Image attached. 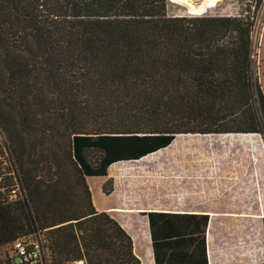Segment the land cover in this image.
Segmentation results:
<instances>
[{
	"label": "trees",
	"instance_id": "1",
	"mask_svg": "<svg viewBox=\"0 0 264 264\" xmlns=\"http://www.w3.org/2000/svg\"><path fill=\"white\" fill-rule=\"evenodd\" d=\"M261 5L256 0L255 10ZM169 6L0 0V128L23 190L16 202L0 201V248L41 230L51 264H141L130 235L96 210L94 178L182 134L264 136V92L256 84L255 98L252 84L251 10L186 16L171 15ZM47 153L73 166L82 197L76 206L44 196L38 165H51Z\"/></svg>",
	"mask_w": 264,
	"mask_h": 264
},
{
	"label": "crops",
	"instance_id": "2",
	"mask_svg": "<svg viewBox=\"0 0 264 264\" xmlns=\"http://www.w3.org/2000/svg\"><path fill=\"white\" fill-rule=\"evenodd\" d=\"M136 161H123L134 169L125 167L120 178L109 170L108 177H99L103 180L100 202L94 205L130 235L141 264H264V208L253 187L244 185L250 177L257 178L250 165L226 164L223 170L229 174L217 190L210 179L198 185L192 174L182 175L183 180L131 178L142 175L139 164L149 163ZM109 179L113 186L106 195L103 185ZM249 195L248 209H244L242 202ZM181 203L202 205L190 208ZM118 208L124 212H112Z\"/></svg>",
	"mask_w": 264,
	"mask_h": 264
},
{
	"label": "rangeland",
	"instance_id": "3",
	"mask_svg": "<svg viewBox=\"0 0 264 264\" xmlns=\"http://www.w3.org/2000/svg\"><path fill=\"white\" fill-rule=\"evenodd\" d=\"M169 3V13L171 15L234 17L245 13V10H251V15L255 18L252 34V38L254 37L253 54L251 55L252 84L255 98L257 97L256 84L264 92V0H262V5L258 11L255 10L256 0H220L214 5L196 1L188 2L186 0H169ZM249 6H251L250 9ZM4 138L8 140V133L4 134ZM26 156H28L27 161L30 166L36 167L34 156H30L29 153ZM65 157L61 155L53 156L47 153V159L51 161V165L47 162L38 165V179L41 178L44 182L43 188L48 191L47 195H44L47 200L48 197H54L61 204L76 206L82 198L81 192L75 183L73 166ZM143 162L149 163L142 164L143 166L138 165L137 168L143 170L142 175H132L131 178H177L183 180L182 175L192 174V178L196 180L198 185H204L205 178L206 181L210 179L211 186L217 190L222 185L224 176L229 174L223 170L226 164L238 163L244 168L250 165L259 180V185H257V178L252 181L251 177L244 185L248 184L249 189L253 187L254 192L256 191L260 198V200L258 199L259 206L261 209L264 208V136L260 134H182L176 136L169 147L136 161L135 164ZM125 167H127V170L134 169L131 163L120 162L114 164L109 173L120 178L126 170ZM191 167L193 169L188 171V168ZM209 173L211 178L208 177ZM244 173L246 175L247 171L245 170ZM109 180L112 181V184H108L107 188L111 189L113 179ZM93 181L94 192L100 196L99 188L103 180L102 178H94ZM55 183L58 186H53ZM258 195H255L254 199H257ZM220 198L221 196L218 195V200ZM248 198L251 199V196L245 197L242 202L244 209H248ZM201 202L203 204V200ZM202 204L181 203L180 206L192 208ZM120 210L124 212L123 209ZM55 217L58 216L55 215Z\"/></svg>",
	"mask_w": 264,
	"mask_h": 264
},
{
	"label": "built area",
	"instance_id": "4",
	"mask_svg": "<svg viewBox=\"0 0 264 264\" xmlns=\"http://www.w3.org/2000/svg\"><path fill=\"white\" fill-rule=\"evenodd\" d=\"M22 192L16 161L0 128V201L16 202ZM0 264H51L45 232L38 230L25 233L2 246Z\"/></svg>",
	"mask_w": 264,
	"mask_h": 264
},
{
	"label": "bare ground",
	"instance_id": "5",
	"mask_svg": "<svg viewBox=\"0 0 264 264\" xmlns=\"http://www.w3.org/2000/svg\"><path fill=\"white\" fill-rule=\"evenodd\" d=\"M186 1H196L198 3H205V4H211V5H214L216 4L217 2H219L220 0H186ZM113 211V210H112ZM77 264H83L82 261L78 262Z\"/></svg>",
	"mask_w": 264,
	"mask_h": 264
}]
</instances>
